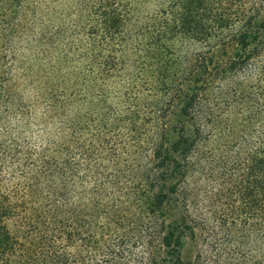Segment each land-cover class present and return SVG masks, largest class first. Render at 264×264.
<instances>
[{
  "label": "trees",
  "instance_id": "obj_1",
  "mask_svg": "<svg viewBox=\"0 0 264 264\" xmlns=\"http://www.w3.org/2000/svg\"><path fill=\"white\" fill-rule=\"evenodd\" d=\"M90 1L87 35L98 71L109 74L115 61L102 46L131 24L130 0ZM146 1L160 7L134 39L143 76L135 89L162 101L146 117L155 130L143 187L129 193L122 215L113 211L96 226L80 213H97L77 209L65 187L57 192L62 207H33L22 186L6 179L1 152L0 264H264V0ZM16 3L0 0L4 120ZM178 43L190 49L185 72L173 63ZM191 172L198 177L187 181ZM196 231L203 248L184 263L185 240ZM136 249L146 252L134 258Z\"/></svg>",
  "mask_w": 264,
  "mask_h": 264
},
{
  "label": "rangeland",
  "instance_id": "obj_2",
  "mask_svg": "<svg viewBox=\"0 0 264 264\" xmlns=\"http://www.w3.org/2000/svg\"><path fill=\"white\" fill-rule=\"evenodd\" d=\"M253 1L247 0V6ZM90 4L17 0L9 38L14 48L13 80L7 89L12 105L2 112L5 120L0 119V153L5 154L6 179L22 186L33 207H62L57 192L65 187L73 191L77 209L97 213L84 211L83 216L81 211L80 219L103 226L113 211L122 215L123 207L130 206L129 193L142 186L151 157L155 129L146 117L162 100L135 89L140 85L135 77L143 76L137 70L134 39L160 2L130 0L131 24L102 46L103 56L115 61L109 74L98 71V50L87 35ZM174 52L173 63L185 72L189 46L178 43ZM126 113H139V120L133 122ZM173 121L170 115L165 129ZM197 177L191 172L187 181ZM185 242L184 263L193 261L205 240L196 231ZM145 252L136 249L133 257Z\"/></svg>",
  "mask_w": 264,
  "mask_h": 264
}]
</instances>
